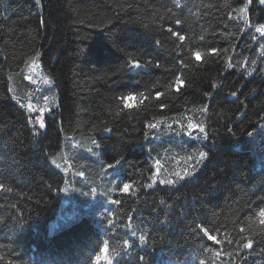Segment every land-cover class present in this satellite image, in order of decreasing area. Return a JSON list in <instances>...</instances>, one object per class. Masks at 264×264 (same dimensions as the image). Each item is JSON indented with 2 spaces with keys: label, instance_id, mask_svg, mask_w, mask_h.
Masks as SVG:
<instances>
[{
  "label": "trees",
  "instance_id": "1",
  "mask_svg": "<svg viewBox=\"0 0 264 264\" xmlns=\"http://www.w3.org/2000/svg\"><path fill=\"white\" fill-rule=\"evenodd\" d=\"M263 24L260 0H0V264H264ZM35 56L57 93L42 131L10 94ZM194 110L203 140L175 148L206 158L151 185L174 142L150 125ZM67 137L91 138L130 188L104 228L82 216L48 235Z\"/></svg>",
  "mask_w": 264,
  "mask_h": 264
},
{
  "label": "rangeland",
  "instance_id": "2",
  "mask_svg": "<svg viewBox=\"0 0 264 264\" xmlns=\"http://www.w3.org/2000/svg\"><path fill=\"white\" fill-rule=\"evenodd\" d=\"M240 12L244 18L246 9ZM21 74L27 87L20 88L17 73L16 77L11 78V97L23 110L32 115L33 127L42 131L45 127L46 115L56 107L55 87L51 79L43 72L38 56L25 64ZM203 114L201 111L194 110L179 118L152 124L155 125L151 127L155 142L165 139L174 143L167 144L166 150L155 162L151 185L166 184L160 182L166 174L169 176L179 174L177 176L181 177L180 169L183 173L189 174V166L203 162L204 159H201L199 155L203 152L201 148H198L195 156H189L186 151L175 148L179 142L189 139H195L197 144H200L204 137V131H200V127L204 128ZM41 122L44 124L43 128L40 127ZM190 124L195 127L190 128ZM63 142L62 151L50 160L51 165L63 173L66 179L61 191L59 209L55 218L49 223L47 233L51 235L82 216L91 217L96 224L104 228L105 225L101 222L112 215L114 196L119 192H127L124 191L123 185L128 183L122 180L119 163H102L99 159L98 145L89 137H67ZM178 160H183L180 167ZM170 179L173 180V178Z\"/></svg>",
  "mask_w": 264,
  "mask_h": 264
},
{
  "label": "snow or ice",
  "instance_id": "3",
  "mask_svg": "<svg viewBox=\"0 0 264 264\" xmlns=\"http://www.w3.org/2000/svg\"><path fill=\"white\" fill-rule=\"evenodd\" d=\"M249 2H251V0H249ZM260 3H261V4H264V0H260ZM241 11H244V9H242ZM245 22L247 23V19H245ZM176 23L179 24L180 21L177 20ZM169 31L171 32L172 29H169ZM256 31H257V32H260L262 35H264V25H261V26L257 27V28H256ZM173 35H178V34H177V33H173ZM179 39H180V40H184V37H183V36H179ZM211 52L215 53V52H217V50H216V49H212ZM197 58H199L198 55H197ZM229 66L231 67V64H230ZM134 67H140V65L137 63V64L134 65ZM177 83L179 84V83H181V81L178 80ZM233 94H234V93H233ZM141 95H142V94H141ZM29 108H31V105H29ZM40 127H41V128L44 127L43 122L40 123ZM150 127H155V125H150ZM189 127H190V128H191V127H195V125H191V124H190ZM106 130H107V129H106ZM200 131L203 132V131H204V128H203V127H200ZM199 155H200V158H201V159L206 158V154L203 153V152H201ZM198 162H199V161H198ZM57 167H59V165H57ZM110 167H111V165H110ZM187 174H188V173H185V175H187ZM177 175H179V174H177ZM160 182H161V183H166V184H173V183H174V181L171 180V179L163 180V181H160ZM0 187H2V186H0ZM129 187H130L129 184H124V185H123V189H124V191H128ZM116 203H119V201H116ZM259 215H260V217H261L260 223L264 224V210H261L260 213H259ZM133 235H135V233H133ZM208 238L211 239V240H216V238H215L214 236H209ZM140 239L143 240L144 237L141 236ZM216 242L219 243L218 240H217ZM125 244L127 245V244H128V241H125ZM244 247H252V241L249 240L248 243H246V244L244 245ZM107 250H108V249H107V243H105V247L102 249V252L106 253ZM216 255L219 256L220 253L217 252ZM99 259H100V257L98 256V257H97V260H99ZM105 259H107L106 256H105ZM141 259H142V258H141ZM108 264H112L111 260L108 261Z\"/></svg>",
  "mask_w": 264,
  "mask_h": 264
},
{
  "label": "water",
  "instance_id": "4",
  "mask_svg": "<svg viewBox=\"0 0 264 264\" xmlns=\"http://www.w3.org/2000/svg\"><path fill=\"white\" fill-rule=\"evenodd\" d=\"M263 5H264V4H263ZM135 64H137V63H132V64H131V67H133L134 70H146V68L143 67V66H141V65H140V67H134ZM104 134H106V133H104Z\"/></svg>",
  "mask_w": 264,
  "mask_h": 264
}]
</instances>
